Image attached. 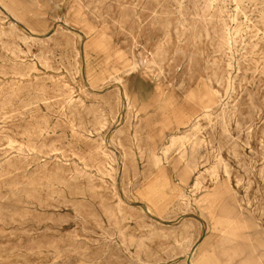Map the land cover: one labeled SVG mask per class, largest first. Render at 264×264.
I'll return each instance as SVG.
<instances>
[{
	"label": "rangeland",
	"instance_id": "374dc122",
	"mask_svg": "<svg viewBox=\"0 0 264 264\" xmlns=\"http://www.w3.org/2000/svg\"><path fill=\"white\" fill-rule=\"evenodd\" d=\"M0 264H264V0H0Z\"/></svg>",
	"mask_w": 264,
	"mask_h": 264
}]
</instances>
